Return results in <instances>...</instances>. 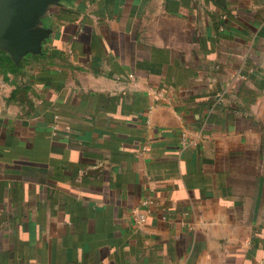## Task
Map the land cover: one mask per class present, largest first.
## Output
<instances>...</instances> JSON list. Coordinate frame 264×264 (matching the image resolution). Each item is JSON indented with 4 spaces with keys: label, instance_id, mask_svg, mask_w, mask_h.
Returning a JSON list of instances; mask_svg holds the SVG:
<instances>
[{
    "label": "crops",
    "instance_id": "crops-1",
    "mask_svg": "<svg viewBox=\"0 0 264 264\" xmlns=\"http://www.w3.org/2000/svg\"><path fill=\"white\" fill-rule=\"evenodd\" d=\"M52 23L0 52V264H264V0Z\"/></svg>",
    "mask_w": 264,
    "mask_h": 264
},
{
    "label": "water",
    "instance_id": "water-1",
    "mask_svg": "<svg viewBox=\"0 0 264 264\" xmlns=\"http://www.w3.org/2000/svg\"><path fill=\"white\" fill-rule=\"evenodd\" d=\"M76 0H0V52L21 66L44 56L52 40L55 10Z\"/></svg>",
    "mask_w": 264,
    "mask_h": 264
},
{
    "label": "built area",
    "instance_id": "built-area-1",
    "mask_svg": "<svg viewBox=\"0 0 264 264\" xmlns=\"http://www.w3.org/2000/svg\"><path fill=\"white\" fill-rule=\"evenodd\" d=\"M3 93H4V84L0 81V114L2 111V108H1L2 104L1 103H2Z\"/></svg>",
    "mask_w": 264,
    "mask_h": 264
},
{
    "label": "trees",
    "instance_id": "trees-1",
    "mask_svg": "<svg viewBox=\"0 0 264 264\" xmlns=\"http://www.w3.org/2000/svg\"><path fill=\"white\" fill-rule=\"evenodd\" d=\"M5 58L9 60V58H7V57H5ZM1 62H2V58H0V64H1Z\"/></svg>",
    "mask_w": 264,
    "mask_h": 264
}]
</instances>
